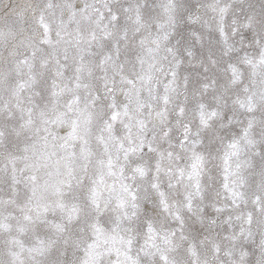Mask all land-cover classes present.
Wrapping results in <instances>:
<instances>
[{
  "label": "snow or ice",
  "instance_id": "1",
  "mask_svg": "<svg viewBox=\"0 0 264 264\" xmlns=\"http://www.w3.org/2000/svg\"><path fill=\"white\" fill-rule=\"evenodd\" d=\"M0 264H264V0H0Z\"/></svg>",
  "mask_w": 264,
  "mask_h": 264
}]
</instances>
